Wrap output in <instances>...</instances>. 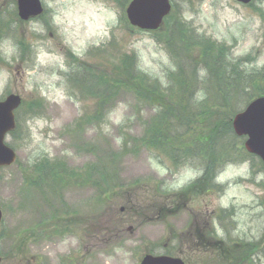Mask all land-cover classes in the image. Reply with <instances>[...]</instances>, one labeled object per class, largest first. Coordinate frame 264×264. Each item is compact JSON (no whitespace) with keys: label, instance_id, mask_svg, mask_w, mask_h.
Segmentation results:
<instances>
[{"label":"rangeland","instance_id":"1","mask_svg":"<svg viewBox=\"0 0 264 264\" xmlns=\"http://www.w3.org/2000/svg\"><path fill=\"white\" fill-rule=\"evenodd\" d=\"M41 1L44 16L22 21L17 0H0V100L9 94L23 99L17 130L5 140L17 160L0 168V264H140L145 254H165L166 247L182 258L190 253L187 264H217L214 251L195 255L190 249H212L229 239L264 241V166L258 157L226 164L215 181L220 191L179 194L202 175L199 160L176 169L152 149L132 148L154 107L122 92L103 116L89 119L99 100L72 85L68 74L87 64L109 75L128 58L130 69L167 84L176 60L166 41L177 24L227 44L234 58L250 57L248 72L263 69L264 0H170L167 25L165 19L157 31L131 25L126 10L132 0ZM240 141L245 138L238 137V148ZM109 155L120 156L117 183L124 194L116 198L99 196L92 186L65 187L59 199L56 192L51 198L56 216L41 196L47 185L30 184L40 164L84 174ZM133 183L139 190L129 188ZM226 209L231 212L224 216ZM251 264H264V245Z\"/></svg>","mask_w":264,"mask_h":264},{"label":"trees","instance_id":"2","mask_svg":"<svg viewBox=\"0 0 264 264\" xmlns=\"http://www.w3.org/2000/svg\"><path fill=\"white\" fill-rule=\"evenodd\" d=\"M170 37L166 44L176 60V70L168 75L167 84L139 68L130 69L128 58H121V64L114 66L111 72L108 71L109 75L105 71L97 73L94 65L83 64V69L75 66V70L68 73L69 79L72 85L83 87L89 93L92 91V97L99 100L93 113H87L89 119L96 120L103 116L109 104L122 92H132L139 102L154 107L155 116L142 137L134 140L132 148L140 144L143 148L152 149L167 157L176 169L195 159L199 160L202 175L179 194L203 195L220 191L223 187L215 181L218 172L226 164L235 162L237 157L242 161L247 157H257L248 153L241 141L242 146L236 147L239 136L233 129V118L240 107L264 95V68L248 72L245 68L251 62L250 57L234 58L227 44L186 30L182 24L174 27ZM20 50L24 54L25 49ZM124 66H127L125 70ZM202 72L205 73L204 77H201ZM198 92H204L201 101L196 100ZM119 159L120 156L112 155L99 157L97 162L83 170L85 175L82 172L78 174L79 171L68 173L60 165L46 162L38 165L36 178L30 184L33 187L47 185L49 192L45 193H49V196L43 193V189L41 196H44L43 201L50 206L52 213L58 216L59 208H55L51 198H55L53 193L56 192L59 199V192L65 187L92 186L97 189L99 196L106 194L107 199L116 198L118 193L124 194L123 187L117 183L119 172L116 163ZM259 160L264 166V162ZM138 185L133 183L129 188L136 191L139 190ZM230 212L231 209H226L223 215ZM41 230L38 228L36 231H49L47 228ZM55 233L58 231L55 230ZM214 234V231L209 232L213 241L216 240ZM262 238L255 241L229 239L230 242L214 243L210 247L212 249L190 250L195 255H206L214 251L217 264H251L254 255L264 245ZM166 248L165 254L174 255V251ZM184 259L187 263L191 262L190 253ZM205 264L211 262L206 259Z\"/></svg>","mask_w":264,"mask_h":264},{"label":"water","instance_id":"3","mask_svg":"<svg viewBox=\"0 0 264 264\" xmlns=\"http://www.w3.org/2000/svg\"><path fill=\"white\" fill-rule=\"evenodd\" d=\"M244 4L252 0H237ZM18 14L22 20L40 16L43 11L41 0H17ZM171 11L170 0H132L127 8L130 23L144 30H157ZM22 104L19 94H9L0 100V167L10 166L17 160V153L6 143L7 135L16 128V110ZM233 128L238 136H246V150L264 162V96L253 100L233 119ZM3 212L0 208V230ZM0 257V262H1ZM140 264H186L180 257L146 254Z\"/></svg>","mask_w":264,"mask_h":264}]
</instances>
